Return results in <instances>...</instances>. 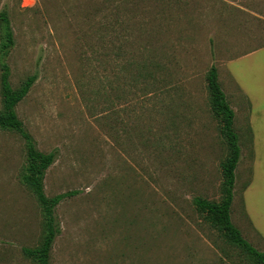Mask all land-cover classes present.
I'll list each match as a JSON object with an SVG mask.
<instances>
[{
	"label": "rangeland",
	"instance_id": "rangeland-1",
	"mask_svg": "<svg viewBox=\"0 0 264 264\" xmlns=\"http://www.w3.org/2000/svg\"><path fill=\"white\" fill-rule=\"evenodd\" d=\"M156 4L0 0L14 36L10 83L36 74L17 115L36 147L56 154L45 193H72L55 207L51 264H250L193 202L221 198L227 154L211 65L239 137L231 220L264 252V168L254 178L247 99L227 70L264 45V0H176L160 19ZM25 166L23 138L0 128V264H37L24 248L42 242L44 217Z\"/></svg>",
	"mask_w": 264,
	"mask_h": 264
},
{
	"label": "trees",
	"instance_id": "trees-1",
	"mask_svg": "<svg viewBox=\"0 0 264 264\" xmlns=\"http://www.w3.org/2000/svg\"><path fill=\"white\" fill-rule=\"evenodd\" d=\"M110 2V0H103ZM158 7L152 11L153 17L162 18L165 15V7L175 3L176 0H155ZM165 1V5L162 2ZM161 3V4H160ZM160 5V6H159ZM117 5L112 8H116ZM106 7L101 8L103 10ZM171 11L170 8H168ZM126 13L118 14V25L125 26L128 22ZM168 21L174 20V16L168 15ZM142 22V21H141ZM143 23V22H142ZM144 24V23H143ZM0 26L3 41L0 45L1 73L0 90L2 95V109L0 110V128L16 131L24 140L26 147V166L22 175V181L34 193L39 202L44 217V234L42 242L32 248H24V253L36 261L37 264H51V250L60 228L56 221L55 207L67 195L72 193H60L48 196L44 190V176L47 168L54 162V151L43 152L36 147L32 135L27 131L24 123L17 115L16 105L28 93L36 80V74L26 77L17 88L10 83V68L6 57L14 44L13 31L10 24L8 11L3 7L0 10ZM102 29L109 31V25H102ZM143 29L145 27L143 26ZM207 86L210 91L211 109L221 121V133L224 136L227 154L220 162L222 173L221 198L218 201L208 200L203 197L193 199L196 209L204 214L205 218L222 234V236L237 246L245 253L250 264H264V252L253 247L241 235L240 230L234 225L230 216V207L233 199V187L235 181V168L240 158L239 137L234 128V111L230 106L219 81L217 69L211 65L206 75Z\"/></svg>",
	"mask_w": 264,
	"mask_h": 264
},
{
	"label": "crops",
	"instance_id": "crops-1",
	"mask_svg": "<svg viewBox=\"0 0 264 264\" xmlns=\"http://www.w3.org/2000/svg\"><path fill=\"white\" fill-rule=\"evenodd\" d=\"M233 62H237L236 73L231 67ZM227 70L237 85L238 94L247 99L254 178H257L258 168H264V45L230 60Z\"/></svg>",
	"mask_w": 264,
	"mask_h": 264
}]
</instances>
